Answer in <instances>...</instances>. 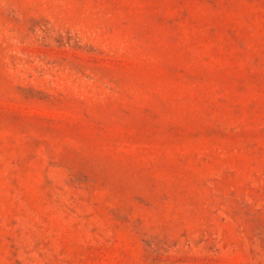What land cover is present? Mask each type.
<instances>
[{"label":"rangeland","instance_id":"1","mask_svg":"<svg viewBox=\"0 0 264 264\" xmlns=\"http://www.w3.org/2000/svg\"><path fill=\"white\" fill-rule=\"evenodd\" d=\"M0 264H264V0H0Z\"/></svg>","mask_w":264,"mask_h":264}]
</instances>
